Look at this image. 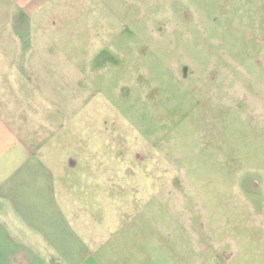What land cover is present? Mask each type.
<instances>
[{
	"label": "rangeland",
	"instance_id": "rangeland-1",
	"mask_svg": "<svg viewBox=\"0 0 264 264\" xmlns=\"http://www.w3.org/2000/svg\"><path fill=\"white\" fill-rule=\"evenodd\" d=\"M25 11L0 33L30 105L9 124L97 220V263L264 264V0Z\"/></svg>",
	"mask_w": 264,
	"mask_h": 264
},
{
	"label": "crops",
	"instance_id": "crops-1",
	"mask_svg": "<svg viewBox=\"0 0 264 264\" xmlns=\"http://www.w3.org/2000/svg\"><path fill=\"white\" fill-rule=\"evenodd\" d=\"M36 1L0 0V33L12 14L17 24L26 25L32 15L25 10ZM4 37L0 35V68L3 51H18L16 45L2 44ZM26 95L15 92L10 78L0 73V264H98L97 220L82 217L89 216L88 210L72 208L71 193L65 186L58 191L57 177L40 149L9 124L17 111L30 108Z\"/></svg>",
	"mask_w": 264,
	"mask_h": 264
}]
</instances>
